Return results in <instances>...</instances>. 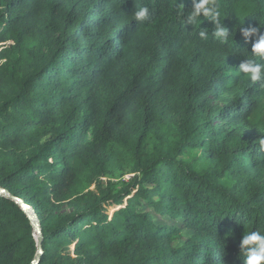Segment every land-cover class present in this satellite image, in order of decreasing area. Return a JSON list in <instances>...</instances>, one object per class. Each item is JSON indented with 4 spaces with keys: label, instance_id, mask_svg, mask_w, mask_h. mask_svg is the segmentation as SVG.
Listing matches in <instances>:
<instances>
[{
    "label": "trees",
    "instance_id": "1",
    "mask_svg": "<svg viewBox=\"0 0 264 264\" xmlns=\"http://www.w3.org/2000/svg\"><path fill=\"white\" fill-rule=\"evenodd\" d=\"M216 3L224 44L177 18L192 0H0V187L36 214V264H243L264 231V87L238 66L264 0ZM36 255L0 194V264Z\"/></svg>",
    "mask_w": 264,
    "mask_h": 264
},
{
    "label": "clouds",
    "instance_id": "2",
    "mask_svg": "<svg viewBox=\"0 0 264 264\" xmlns=\"http://www.w3.org/2000/svg\"><path fill=\"white\" fill-rule=\"evenodd\" d=\"M184 7H177L176 15L183 25H200L202 19L212 22L213 38L221 44L227 43L229 38L233 39L232 32L224 25L221 19V12L216 0H192L191 7L185 11ZM151 13L149 7L140 6L134 8L131 13L132 19L136 22H143L149 19ZM226 17V16H225ZM198 36L201 39L208 38V32L205 28H200ZM241 34L248 40L250 36L257 34L258 27H241ZM251 54L253 58H245L238 66L239 73L247 76L253 84L259 83L264 87V63L256 62L255 58L264 60V34H260L252 43ZM261 146H264V139L260 140ZM239 251L242 254L243 264H264V231H247L242 235L239 242Z\"/></svg>",
    "mask_w": 264,
    "mask_h": 264
},
{
    "label": "water",
    "instance_id": "3",
    "mask_svg": "<svg viewBox=\"0 0 264 264\" xmlns=\"http://www.w3.org/2000/svg\"><path fill=\"white\" fill-rule=\"evenodd\" d=\"M0 194L5 195L9 199L13 200L21 208V210L25 213V215L29 219L30 224L33 228L34 237H35V240L37 243V255L35 256V258L31 264H36L37 260H38V254L41 252V245H40V243H41V230L39 227V222L37 220L36 214L34 213L33 209L27 203H25L21 198L9 194L8 191L2 187H0ZM30 208H31L33 213H31Z\"/></svg>",
    "mask_w": 264,
    "mask_h": 264
},
{
    "label": "rangeland",
    "instance_id": "4",
    "mask_svg": "<svg viewBox=\"0 0 264 264\" xmlns=\"http://www.w3.org/2000/svg\"><path fill=\"white\" fill-rule=\"evenodd\" d=\"M212 104H223L225 102V100H223L222 98H212ZM194 151H191V154L193 153ZM130 173H115V174H109V175H102L100 176V180L102 183H106V182H114V183H121V182H125L126 180H128L130 178ZM92 185H87L84 181H82L78 188L80 189V191H84L88 188H91ZM60 212L61 213H66L68 212V207L64 204L62 205V207L60 208ZM161 220V219H159ZM183 233L184 234H187L188 231L186 230H183Z\"/></svg>",
    "mask_w": 264,
    "mask_h": 264
},
{
    "label": "bare ground",
    "instance_id": "5",
    "mask_svg": "<svg viewBox=\"0 0 264 264\" xmlns=\"http://www.w3.org/2000/svg\"><path fill=\"white\" fill-rule=\"evenodd\" d=\"M30 211H31V213H33L32 210H31V208H30Z\"/></svg>",
    "mask_w": 264,
    "mask_h": 264
}]
</instances>
